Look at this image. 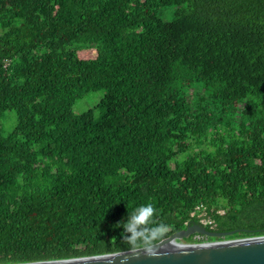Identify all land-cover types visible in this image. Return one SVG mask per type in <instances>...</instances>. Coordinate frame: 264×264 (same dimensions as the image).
Here are the masks:
<instances>
[{
	"label": "trees",
	"instance_id": "16d2710c",
	"mask_svg": "<svg viewBox=\"0 0 264 264\" xmlns=\"http://www.w3.org/2000/svg\"><path fill=\"white\" fill-rule=\"evenodd\" d=\"M143 203L264 236V0H0V264L130 251Z\"/></svg>",
	"mask_w": 264,
	"mask_h": 264
},
{
	"label": "water",
	"instance_id": "95a60500",
	"mask_svg": "<svg viewBox=\"0 0 264 264\" xmlns=\"http://www.w3.org/2000/svg\"><path fill=\"white\" fill-rule=\"evenodd\" d=\"M235 233V231L212 232L202 224H194L158 242V254L155 256L146 255L143 250H138L27 264H264V236L199 244L179 243L193 235L226 238Z\"/></svg>",
	"mask_w": 264,
	"mask_h": 264
},
{
	"label": "clouds",
	"instance_id": "9594fccd",
	"mask_svg": "<svg viewBox=\"0 0 264 264\" xmlns=\"http://www.w3.org/2000/svg\"><path fill=\"white\" fill-rule=\"evenodd\" d=\"M155 216L156 209L152 203H143L128 210L126 216L113 226L122 229L118 239L121 245L133 252L143 250L146 255H157V242L167 225L158 223Z\"/></svg>",
	"mask_w": 264,
	"mask_h": 264
},
{
	"label": "rangeland",
	"instance_id": "374dc122",
	"mask_svg": "<svg viewBox=\"0 0 264 264\" xmlns=\"http://www.w3.org/2000/svg\"><path fill=\"white\" fill-rule=\"evenodd\" d=\"M79 56L81 59H91L96 56V52L92 49H84L79 51ZM105 92L100 90V91H93L89 92L85 97L81 98L79 101L75 103L73 106V111L75 114L80 115L88 111L89 109L94 108L97 106L102 99L104 98ZM16 125V116L13 112L8 111L7 114L5 115V118L2 121V129L5 134L10 133L13 128ZM197 240L194 242H188L186 239L179 241L181 244H199V243H210L213 242L212 240H209L204 237H197ZM224 241V240H230L226 238H219V240H214V241ZM175 245V244H172Z\"/></svg>",
	"mask_w": 264,
	"mask_h": 264
},
{
	"label": "built area",
	"instance_id": "2783aa9c",
	"mask_svg": "<svg viewBox=\"0 0 264 264\" xmlns=\"http://www.w3.org/2000/svg\"><path fill=\"white\" fill-rule=\"evenodd\" d=\"M198 210H199V208H198ZM198 210H197V211H198ZM204 216H205V214H204V213H200V214H199V217H201V218H202V221H201V223H200V224H202V225H204V226H205V225H207V224H209V225H210L212 222H210V221H207V220L203 219V217H204Z\"/></svg>",
	"mask_w": 264,
	"mask_h": 264
},
{
	"label": "flooded vegetation",
	"instance_id": "af4514ba",
	"mask_svg": "<svg viewBox=\"0 0 264 264\" xmlns=\"http://www.w3.org/2000/svg\"><path fill=\"white\" fill-rule=\"evenodd\" d=\"M197 237H199V236H197V235H193V241L192 242H194L195 240H197L196 238ZM191 243V242H190ZM193 244H196V243H193Z\"/></svg>",
	"mask_w": 264,
	"mask_h": 264
},
{
	"label": "bare ground",
	"instance_id": "6f19581e",
	"mask_svg": "<svg viewBox=\"0 0 264 264\" xmlns=\"http://www.w3.org/2000/svg\"><path fill=\"white\" fill-rule=\"evenodd\" d=\"M171 245H172V244H171ZM171 245H170V246H171ZM172 246H175V245H172Z\"/></svg>",
	"mask_w": 264,
	"mask_h": 264
}]
</instances>
